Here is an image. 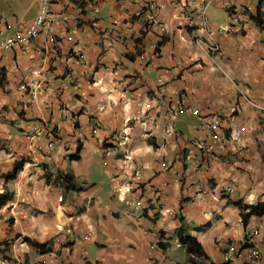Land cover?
Instances as JSON below:
<instances>
[{
  "label": "crops",
  "instance_id": "crops-1",
  "mask_svg": "<svg viewBox=\"0 0 264 264\" xmlns=\"http://www.w3.org/2000/svg\"><path fill=\"white\" fill-rule=\"evenodd\" d=\"M50 1L51 29L0 44V264H189L179 227L207 264H264V214L233 204L264 202V0ZM38 7L0 0L3 35Z\"/></svg>",
  "mask_w": 264,
  "mask_h": 264
},
{
  "label": "built area",
  "instance_id": "built-area-1",
  "mask_svg": "<svg viewBox=\"0 0 264 264\" xmlns=\"http://www.w3.org/2000/svg\"><path fill=\"white\" fill-rule=\"evenodd\" d=\"M50 3H51L50 0H39V7H38V11L36 13V16L34 17L32 22L27 26L25 33L16 34L14 36H4L3 31L0 30V44L2 46H10L16 42H20L22 40H26L28 38L36 36L42 29H46V28L51 29L52 23L54 20V15L50 11ZM198 14H199V18H200V24H202L203 26L206 25L205 6H202L198 10ZM231 20L233 21V23L241 21L240 20V14H237L235 12L234 17ZM159 30H160V32L164 31V27L160 26ZM209 33L211 34L212 30L209 29ZM77 60L82 61L83 55L79 54L77 56ZM251 104L256 106V107H259V108H264V105H260V104H257L255 102H251ZM182 109L190 110L192 113H194L196 115L198 114L197 109H194V108L190 109L189 106L184 105L183 103H180L179 107L176 111H179ZM231 111H233V109H231ZM175 115H176V112H172L170 114V120H173L175 118ZM138 118L141 121V116H138ZM200 126L204 129H206L211 134V137L213 139L219 138V134H220L219 132H220V128L223 126V120L219 116L204 117L200 121ZM151 127L154 129V125H151ZM173 132L175 133L174 125L172 123H169L168 126H166L164 129L165 136H169V135L173 134ZM132 168L135 169V173H137L136 164H134ZM119 189H121V188H119ZM130 190H131V187L127 186L126 188H124V193L130 192ZM257 230H258V228H254L252 232L247 234L246 237L244 238V240L242 241V245L244 243L249 244L253 234L256 233ZM240 247H241V245H240ZM235 256H236V248H235V246L231 245L225 251L224 257L226 260L230 261ZM247 258L251 263H254V264L256 263V261L259 258V253L255 247H252V246L250 247V249L247 252Z\"/></svg>",
  "mask_w": 264,
  "mask_h": 264
},
{
  "label": "trees",
  "instance_id": "trees-1",
  "mask_svg": "<svg viewBox=\"0 0 264 264\" xmlns=\"http://www.w3.org/2000/svg\"><path fill=\"white\" fill-rule=\"evenodd\" d=\"M258 23L262 24L264 21L259 19L257 20ZM2 80L1 72H0V81ZM2 82V81H1ZM80 145L77 147V152H79ZM77 152L75 154H77ZM72 156L70 155V158ZM23 164V160L17 161L12 170L5 175L7 179H13L16 177L19 169ZM54 179L61 183L64 188L66 189H75L80 190L82 186L78 185L74 175L70 172L64 171H57L55 174ZM12 197V194L7 191L6 189L0 193V206L7 200ZM234 205L240 208L241 218L244 224H246L248 218L253 215L259 216L264 214V202H257L256 204H244L241 203L239 200L233 202ZM178 239L186 246V250L189 254L188 261L189 264H207L204 262V259H208L205 251L203 250L200 242L191 235L188 231L185 230L183 227H179L176 231ZM24 240H29L28 237H24ZM48 242L38 243L39 247L43 248ZM243 245H247L244 243ZM210 264H214L212 261H209Z\"/></svg>",
  "mask_w": 264,
  "mask_h": 264
},
{
  "label": "rangeland",
  "instance_id": "rangeland-1",
  "mask_svg": "<svg viewBox=\"0 0 264 264\" xmlns=\"http://www.w3.org/2000/svg\"><path fill=\"white\" fill-rule=\"evenodd\" d=\"M1 3H4V4H6L5 2H1ZM2 8V7H1ZM4 14H6L5 12H4Z\"/></svg>",
  "mask_w": 264,
  "mask_h": 264
}]
</instances>
